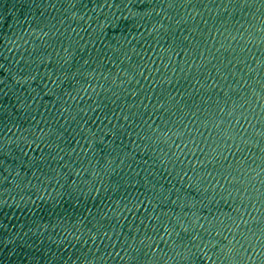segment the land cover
Returning a JSON list of instances; mask_svg holds the SVG:
<instances>
[{
    "label": "water",
    "instance_id": "95a60500",
    "mask_svg": "<svg viewBox=\"0 0 264 264\" xmlns=\"http://www.w3.org/2000/svg\"><path fill=\"white\" fill-rule=\"evenodd\" d=\"M0 264H264V0H0Z\"/></svg>",
    "mask_w": 264,
    "mask_h": 264
}]
</instances>
